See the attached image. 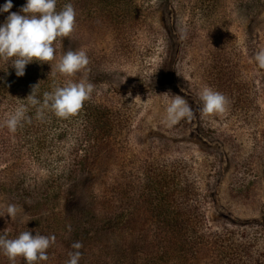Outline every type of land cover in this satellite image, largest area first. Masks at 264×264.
Instances as JSON below:
<instances>
[{"label":"rangeland","instance_id":"rangeland-1","mask_svg":"<svg viewBox=\"0 0 264 264\" xmlns=\"http://www.w3.org/2000/svg\"><path fill=\"white\" fill-rule=\"evenodd\" d=\"M68 2L76 12V27L69 37L59 40L54 64L68 50L85 51L89 63L78 72L82 80L121 104L125 115L132 117V130L127 135L116 134L108 147L100 145L89 159L90 181L71 182L69 187L60 180L63 174L57 166L35 167L25 155L21 173L28 197L7 200L0 194V205L14 204L19 210L14 221L0 217V234L7 229L9 239L23 231L55 236V243L47 250L49 259L39 264H66L68 253L75 251L71 240H63L68 221L78 220L87 209L106 213L107 200L112 206L121 205L123 200L113 195V188H125L124 174L137 168L139 160L164 161L183 154L191 197L201 207L207 231L219 232L231 244H252L250 249L257 246L258 227L264 228V118L255 119L254 98L259 95L264 113V69L254 57L264 48V1ZM252 37L261 44L253 53L245 52L244 67L235 77L247 91L249 117L230 118L227 106L221 115L203 117L199 92L204 87L217 91L211 82L212 68L219 60L222 67L227 64L224 52L218 58L220 50L230 44L240 48ZM165 65L167 77L161 80L159 74ZM175 95L187 101L193 117L168 128L162 120ZM121 137L123 151L117 145ZM60 152L65 153L64 148ZM43 193H48L47 197ZM133 225L117 232L110 230L108 235H88L86 246L81 241L79 264L128 262L127 254L144 245ZM142 233H147V228ZM204 254L207 259L191 264L220 262L211 250ZM228 261L226 256L223 264ZM0 264H10L2 253ZM15 264L24 261L17 258Z\"/></svg>","mask_w":264,"mask_h":264},{"label":"trees","instance_id":"trees-1","mask_svg":"<svg viewBox=\"0 0 264 264\" xmlns=\"http://www.w3.org/2000/svg\"><path fill=\"white\" fill-rule=\"evenodd\" d=\"M61 1L64 0H57V11L63 8L59 4ZM128 2L131 3V0ZM4 3L6 0H0V6ZM25 3L26 0H12L13 8L10 12H19ZM65 4H69L68 0H65ZM8 14L0 13V24ZM59 40L53 44L56 59ZM260 44L258 38L252 37L240 47L241 50L237 46L227 45L218 56L221 59L224 52L227 56L226 66L222 67L219 60L212 68V85L227 98L230 118L239 115H243L244 119L249 117L248 106H245L249 101L247 91L235 77L242 72L245 52L251 50L249 53H253ZM234 58H237L235 62ZM54 61L50 62L52 71L47 63L33 62L27 65L22 77L15 75L10 64L7 66L0 61V125L16 107L23 105L26 108L25 120L15 133L0 126V194L4 199L24 200L28 197L24 186L25 177L21 173L23 162L26 161L25 155L32 160L29 164L35 167L57 166L63 174L60 180L69 187L68 183L71 182L90 181L89 159L100 145L108 147L114 143L116 134L123 136L132 130V117L126 116L123 106L115 104L111 96L96 86H92L90 99L77 115L60 119L43 109L42 115L38 117L37 112L41 109L45 92L63 86L69 79L73 82L83 81L80 73L70 78L61 76L55 71ZM167 71L165 65L159 74L161 80L166 79ZM34 85H37L36 98L40 101L36 106L27 100ZM254 101L255 119L264 118L259 95H255ZM121 139L117 145L123 151L120 147ZM62 148L65 153L60 152ZM161 154L166 155L163 152ZM164 161L139 160L137 168L124 174L125 188H113V195L123 200L122 204L112 206L109 200L105 201L106 213L84 210L78 220L68 221L63 240H71L73 243L80 238L82 244L92 233L108 235L110 230L117 232L120 228L127 229L132 223L136 224L144 245L134 250L128 248L132 250V255L127 254L125 260L128 262L122 264H191L193 260L207 259L204 253L210 250L216 260H220L218 264H223L226 256L230 257L227 264H264V228L258 227L259 236L255 239L257 246L252 249V244L238 246L228 243L219 232H208L201 207L191 197L186 156H169ZM44 195L47 197L48 193ZM124 213H128V216H123ZM144 228H147V233L143 234ZM209 257L211 259V255ZM110 263L108 261L104 264Z\"/></svg>","mask_w":264,"mask_h":264},{"label":"clouds","instance_id":"clouds-1","mask_svg":"<svg viewBox=\"0 0 264 264\" xmlns=\"http://www.w3.org/2000/svg\"><path fill=\"white\" fill-rule=\"evenodd\" d=\"M56 4L57 0H26L19 12H10L13 8L12 0H6V3L0 6V13H10L0 24V61L5 62L7 66L10 64L17 77L24 76L26 66L33 62L47 63L52 71L50 62L56 59L54 42L58 38L69 37L74 32L76 12L73 5L65 4L57 11ZM254 59L258 67L264 69V48L256 52ZM88 63L85 51L68 50L55 63V71L70 78L83 70ZM37 85L32 86L31 94L27 97L32 106L40 104L36 98ZM91 92V84L69 79L63 86H57L53 91L44 93L43 104L41 109H38L37 116L40 117L42 110L47 109L57 118L69 119L80 112L84 103L90 99ZM199 100L203 117L221 115L226 111L227 98L210 87H204L199 92ZM25 114V106L20 105L6 115L0 126L7 127L10 133H15L25 120ZM192 117L193 111L187 101L182 96L175 95L167 104L162 123L172 128L181 120ZM0 209V217H11L12 221L19 211L14 204L0 205ZM54 243L55 236L49 237L39 233L33 236L30 231H23L16 238L9 239L5 229L4 233L0 234V253L7 257L10 264H15L17 258H22L24 264H39L49 259L47 250ZM82 247L79 241L72 243L71 248L75 251L68 253L66 264H79L82 255L79 249Z\"/></svg>","mask_w":264,"mask_h":264}]
</instances>
